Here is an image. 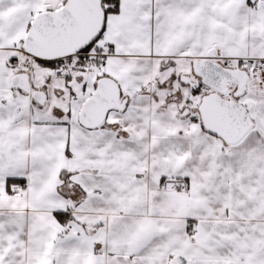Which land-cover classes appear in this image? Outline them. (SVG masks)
I'll return each instance as SVG.
<instances>
[{"label": "snow or ice", "instance_id": "1", "mask_svg": "<svg viewBox=\"0 0 264 264\" xmlns=\"http://www.w3.org/2000/svg\"><path fill=\"white\" fill-rule=\"evenodd\" d=\"M0 264H264V0H0Z\"/></svg>", "mask_w": 264, "mask_h": 264}]
</instances>
